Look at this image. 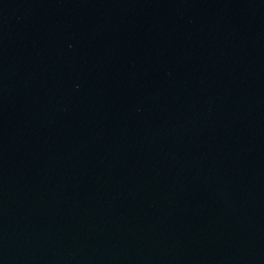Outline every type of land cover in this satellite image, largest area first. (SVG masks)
<instances>
[{
	"label": "water",
	"instance_id": "obj_1",
	"mask_svg": "<svg viewBox=\"0 0 264 264\" xmlns=\"http://www.w3.org/2000/svg\"><path fill=\"white\" fill-rule=\"evenodd\" d=\"M0 264H264V0H0Z\"/></svg>",
	"mask_w": 264,
	"mask_h": 264
}]
</instances>
